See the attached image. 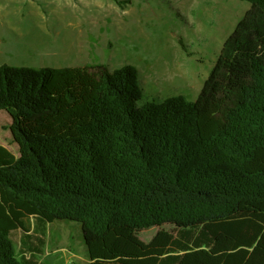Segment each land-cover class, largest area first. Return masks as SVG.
I'll return each mask as SVG.
<instances>
[{"label": "trees", "instance_id": "obj_1", "mask_svg": "<svg viewBox=\"0 0 264 264\" xmlns=\"http://www.w3.org/2000/svg\"><path fill=\"white\" fill-rule=\"evenodd\" d=\"M240 1L195 101L142 103L132 65L0 67V264H40L56 221L91 264H264V0Z\"/></svg>", "mask_w": 264, "mask_h": 264}, {"label": "rangeland", "instance_id": "obj_2", "mask_svg": "<svg viewBox=\"0 0 264 264\" xmlns=\"http://www.w3.org/2000/svg\"><path fill=\"white\" fill-rule=\"evenodd\" d=\"M250 8L240 0H0V67L132 65L142 103L195 101L227 38ZM0 112V144L19 155ZM157 228L139 234L150 242ZM20 233L13 236L20 249ZM36 242V241H35ZM40 264H91L81 225L47 227Z\"/></svg>", "mask_w": 264, "mask_h": 264}, {"label": "crops", "instance_id": "obj_3", "mask_svg": "<svg viewBox=\"0 0 264 264\" xmlns=\"http://www.w3.org/2000/svg\"><path fill=\"white\" fill-rule=\"evenodd\" d=\"M0 145H2V146H4V147H6L7 148V146L6 145H4V144H0ZM8 149V148H7ZM9 150V149H8ZM11 152V151H10ZM12 153V152H11ZM13 154V153H12ZM16 157H19V155H15Z\"/></svg>", "mask_w": 264, "mask_h": 264}]
</instances>
